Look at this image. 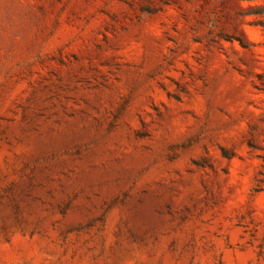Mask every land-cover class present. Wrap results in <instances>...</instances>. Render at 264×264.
<instances>
[{"label": "rangeland", "instance_id": "rangeland-1", "mask_svg": "<svg viewBox=\"0 0 264 264\" xmlns=\"http://www.w3.org/2000/svg\"><path fill=\"white\" fill-rule=\"evenodd\" d=\"M251 5L0 0V264H264Z\"/></svg>", "mask_w": 264, "mask_h": 264}, {"label": "trees", "instance_id": "trees-1", "mask_svg": "<svg viewBox=\"0 0 264 264\" xmlns=\"http://www.w3.org/2000/svg\"><path fill=\"white\" fill-rule=\"evenodd\" d=\"M240 1L247 3H254V5L247 7L245 16L254 17L256 20L254 22V26L261 28V30L264 33V0H240Z\"/></svg>", "mask_w": 264, "mask_h": 264}]
</instances>
